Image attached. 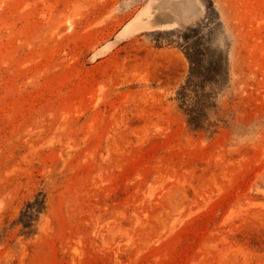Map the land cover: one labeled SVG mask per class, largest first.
I'll use <instances>...</instances> for the list:
<instances>
[{"label":"rangeland","instance_id":"374dc122","mask_svg":"<svg viewBox=\"0 0 264 264\" xmlns=\"http://www.w3.org/2000/svg\"><path fill=\"white\" fill-rule=\"evenodd\" d=\"M164 1L0 0V264H264V0Z\"/></svg>","mask_w":264,"mask_h":264},{"label":"crops","instance_id":"0c3cea01","mask_svg":"<svg viewBox=\"0 0 264 264\" xmlns=\"http://www.w3.org/2000/svg\"><path fill=\"white\" fill-rule=\"evenodd\" d=\"M201 14L196 0L164 1L153 6V10L150 7L149 23L152 28H174L196 22L201 18Z\"/></svg>","mask_w":264,"mask_h":264},{"label":"trees","instance_id":"16d2710c","mask_svg":"<svg viewBox=\"0 0 264 264\" xmlns=\"http://www.w3.org/2000/svg\"><path fill=\"white\" fill-rule=\"evenodd\" d=\"M185 88H186V87H183V89H185ZM38 208H39V207H38ZM35 211H39V209H33V211H32V215H30V216L28 215V217L33 216V214H34L33 212H35Z\"/></svg>","mask_w":264,"mask_h":264},{"label":"bare ground","instance_id":"6f19581e","mask_svg":"<svg viewBox=\"0 0 264 264\" xmlns=\"http://www.w3.org/2000/svg\"><path fill=\"white\" fill-rule=\"evenodd\" d=\"M135 26H136V23H135Z\"/></svg>","mask_w":264,"mask_h":264}]
</instances>
